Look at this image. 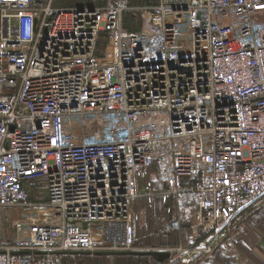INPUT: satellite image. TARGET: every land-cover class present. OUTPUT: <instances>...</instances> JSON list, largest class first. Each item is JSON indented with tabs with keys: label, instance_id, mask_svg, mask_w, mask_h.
Instances as JSON below:
<instances>
[{
	"label": "built area",
	"instance_id": "2783aa9c",
	"mask_svg": "<svg viewBox=\"0 0 264 264\" xmlns=\"http://www.w3.org/2000/svg\"><path fill=\"white\" fill-rule=\"evenodd\" d=\"M88 1L0 0V208L51 213L0 242V264L204 263L264 202V0ZM154 166L162 191L141 186ZM146 197L172 199L160 232L188 222L193 243L139 246Z\"/></svg>",
	"mask_w": 264,
	"mask_h": 264
},
{
	"label": "rangeland",
	"instance_id": "374dc122",
	"mask_svg": "<svg viewBox=\"0 0 264 264\" xmlns=\"http://www.w3.org/2000/svg\"><path fill=\"white\" fill-rule=\"evenodd\" d=\"M61 4L71 5L70 0H60ZM72 1V0H71ZM140 2H135L133 6L142 4H153L156 0H138ZM135 10H132L125 17L124 27H128V22L132 21L135 23L133 29L140 27V15L139 13L135 16ZM133 16V17H132ZM129 30V27L127 28ZM105 45V41L101 40L100 47ZM41 180L37 184L38 189L32 190L30 192V197L36 202L45 200L46 191L44 188V181ZM147 198V197H146ZM143 199V198H142ZM139 199L136 201L134 210L136 214V232L139 243L144 244H159L167 243L171 241L172 238H165L158 233V228L164 220L169 219L165 211V204L157 199ZM51 213L42 211L37 213L35 211H25L20 207H2L0 208V242H8L13 239L16 233L20 231V227L23 224L38 221L42 222L47 219ZM264 235V202L257 206L254 210L250 212V215L245 218V221L239 226L236 231L229 234L220 245L227 246L226 243L233 244V252H243L247 255H253L251 248L254 246L256 241L260 236ZM173 243V242H170ZM219 248V247H218ZM219 251V250H218ZM225 252L221 251L223 255ZM120 264L122 262L118 261ZM115 260L114 264H117ZM52 264H108L106 261H94L83 256L78 257L77 255L63 254L62 256L56 257Z\"/></svg>",
	"mask_w": 264,
	"mask_h": 264
},
{
	"label": "crops",
	"instance_id": "0c3cea01",
	"mask_svg": "<svg viewBox=\"0 0 264 264\" xmlns=\"http://www.w3.org/2000/svg\"><path fill=\"white\" fill-rule=\"evenodd\" d=\"M60 2H61L60 0H56V4L58 6L72 7V6L85 5L89 1L88 0H72V1L70 0V1H68V2H71L70 6H67L66 4L62 5L61 4L62 2L61 3ZM141 186H142V188H148V190H150L152 192L162 191L166 188V184L161 180L155 166L150 169L146 178L144 180H142ZM143 199H145V198H143ZM154 199L160 200L162 203L165 204V211L167 212L166 214H167V216H170L169 219L164 220L165 222L173 220L176 217V210L174 208V202L172 199L164 198V197H157ZM249 215H250V213L248 214V216ZM243 222L238 224L233 231H236L239 228V226H241V224ZM190 238H191V228H190V225L187 224V222H185L184 225L182 226V230L175 233L174 238L171 239V241H169V243H165V244L181 243V244L186 245L187 243H189ZM170 242H173V243H170ZM226 245L227 246L220 245L219 248H217V250H215V252L211 255V257L204 264H264V235L260 236V238L256 241L254 246L251 248L252 254H253L252 256L247 255L243 252L235 253V252H233L234 250L232 249L233 244H229L227 242ZM139 246L148 247V246H153V245H142L141 244ZM220 250L221 251L222 250L223 251H229V252H225V254L223 255L222 253H220ZM140 255H144V254H140ZM80 256H83V258L86 257L88 259H92L94 261H99L101 259L102 261L108 262V264H114L113 263L114 260L116 262L120 261V262H122V264H128L129 259H128V261L126 260V262L123 259L126 258L127 256H137V255L90 256V255L81 254L78 257H80ZM154 258L157 261L156 264H183L180 261L174 262L171 260L168 261V259H166L164 261H159L156 257H154ZM166 261H168V263H164ZM117 264H120V263L118 262ZM153 264H155V263H153Z\"/></svg>",
	"mask_w": 264,
	"mask_h": 264
},
{
	"label": "trees",
	"instance_id": "16d2710c",
	"mask_svg": "<svg viewBox=\"0 0 264 264\" xmlns=\"http://www.w3.org/2000/svg\"><path fill=\"white\" fill-rule=\"evenodd\" d=\"M67 1V0H66ZM157 1V0H156ZM131 2H132V5H134V3L135 2H140V1H138V0H131ZM136 16V15H135ZM133 17V16H132ZM135 25V23L134 22H132V21H129L128 22V27L130 28V29H133V26ZM127 27V28H128ZM137 29V28H136ZM133 30H135V29H133ZM145 199H148V198H145ZM142 200H144V199H142ZM165 222V221H164ZM185 223V222H184ZM184 223H183V225H184ZM187 224H189L188 222H187ZM161 225V224H160ZM182 225V226H183ZM160 228V227H159ZM158 228V233H159V235H161V236H163V237H165V238H174V236H175V233H177V232H179V231H173V232H171V233H168V234H164V233H161L160 232V229ZM236 228V227H235ZM234 228V229H235ZM182 230V229H181ZM229 236V235H228ZM226 238H228V237H226ZM226 238H224L222 241H221V243L224 241V240H226ZM167 243H169V242H167ZM193 242H192V236H191V238H190V241H189V243H187V244H192ZM220 243V244H221ZM137 244H139V245H153V246H175V245H180L181 243H175V244H165V243H159V244H144V243H139V241H138V237H137ZM220 244L216 247V249L215 250H217V248L220 246ZM185 245V244H184ZM215 250H214V252H215ZM213 252V253H214ZM79 255H81V254H78L77 256H79ZM211 257V256H210ZM209 257V258H210ZM127 258V259H126ZM126 258H124L123 260L126 262V260L128 261V259H129V262H128V264H153V263H157V261L155 260V258L152 256V255H137V256H127ZM208 258V259H209ZM207 259V260H208ZM179 261V260H172V259H168V261ZM206 260V261H207ZM168 261H166V262H164V263H168ZM205 261V262H206ZM181 262V261H180ZM204 262V263H205ZM204 263H201V264H204Z\"/></svg>",
	"mask_w": 264,
	"mask_h": 264
},
{
	"label": "water",
	"instance_id": "95a60500",
	"mask_svg": "<svg viewBox=\"0 0 264 264\" xmlns=\"http://www.w3.org/2000/svg\"><path fill=\"white\" fill-rule=\"evenodd\" d=\"M74 254H77V253H74ZM79 254L89 255L88 252H81ZM140 254L150 255L151 253H140V252H96L95 256L140 255ZM152 255L154 257H156L159 261H164V260L170 258L169 253H166V252H157V253H154Z\"/></svg>",
	"mask_w": 264,
	"mask_h": 264
}]
</instances>
